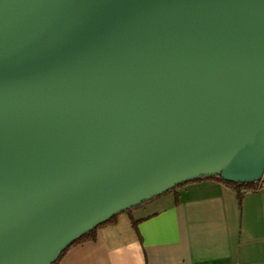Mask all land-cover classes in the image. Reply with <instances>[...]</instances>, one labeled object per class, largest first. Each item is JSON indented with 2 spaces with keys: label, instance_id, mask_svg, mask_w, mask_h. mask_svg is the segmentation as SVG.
Instances as JSON below:
<instances>
[{
  "label": "water",
  "instance_id": "water-1",
  "mask_svg": "<svg viewBox=\"0 0 264 264\" xmlns=\"http://www.w3.org/2000/svg\"><path fill=\"white\" fill-rule=\"evenodd\" d=\"M263 173L264 0H0V264Z\"/></svg>",
  "mask_w": 264,
  "mask_h": 264
},
{
  "label": "crops",
  "instance_id": "crops-1",
  "mask_svg": "<svg viewBox=\"0 0 264 264\" xmlns=\"http://www.w3.org/2000/svg\"><path fill=\"white\" fill-rule=\"evenodd\" d=\"M263 185L189 181L98 227L58 264H264Z\"/></svg>",
  "mask_w": 264,
  "mask_h": 264
},
{
  "label": "trees",
  "instance_id": "trees-1",
  "mask_svg": "<svg viewBox=\"0 0 264 264\" xmlns=\"http://www.w3.org/2000/svg\"><path fill=\"white\" fill-rule=\"evenodd\" d=\"M202 179H212V180H216V181L224 184L225 186H227L228 188L232 189L236 193L237 198H238L239 201L241 200V197H242V195H243L244 192L250 191V190H256V189H258L259 187H261L263 185V179L262 178L259 181H256V182H247V183H235V182L226 181V180L221 179L220 176L203 177V178L195 179V180H192V181H197V180H202ZM185 183H187V182H185ZM178 186H180V185H178ZM175 188H173V189H175ZM127 211H129V210H127ZM116 217L117 216L112 217L111 219H109L108 221H106L103 224H107V223L114 222L116 220ZM103 224L98 225L93 230H91L87 234H85L82 237H80L79 239H77L73 244H71L69 247H67L60 254L59 258L54 263H52V264H58L59 261L61 260V258L65 255V253L68 251V249L71 246H73V245H75L77 243H80L82 241H85V240L95 239V237H96V231H97L98 227L101 226V225H103Z\"/></svg>",
  "mask_w": 264,
  "mask_h": 264
}]
</instances>
